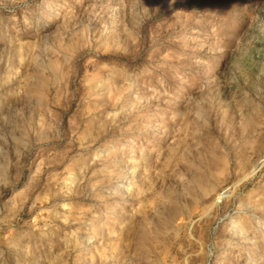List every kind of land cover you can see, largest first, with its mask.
<instances>
[{
  "label": "rangeland",
  "instance_id": "obj_1",
  "mask_svg": "<svg viewBox=\"0 0 264 264\" xmlns=\"http://www.w3.org/2000/svg\"><path fill=\"white\" fill-rule=\"evenodd\" d=\"M0 264H264V0H0Z\"/></svg>",
  "mask_w": 264,
  "mask_h": 264
}]
</instances>
